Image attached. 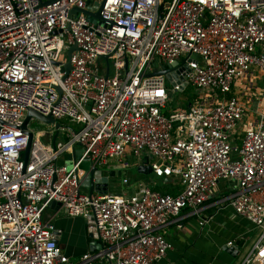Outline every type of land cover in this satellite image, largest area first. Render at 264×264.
Returning <instances> with one entry per match:
<instances>
[{"label":"built area","instance_id":"1","mask_svg":"<svg viewBox=\"0 0 264 264\" xmlns=\"http://www.w3.org/2000/svg\"><path fill=\"white\" fill-rule=\"evenodd\" d=\"M183 61L170 93L155 72ZM262 78L264 0H0V264H159L185 210L201 227L238 219L227 245L249 249L237 264H264ZM189 86L196 97L166 113ZM30 108L66 120L56 146L54 126L23 127ZM76 147L69 169L60 159ZM144 156L154 175L180 178L177 195L82 190V161L126 171ZM52 202L101 247L64 254Z\"/></svg>","mask_w":264,"mask_h":264},{"label":"crops","instance_id":"2","mask_svg":"<svg viewBox=\"0 0 264 264\" xmlns=\"http://www.w3.org/2000/svg\"><path fill=\"white\" fill-rule=\"evenodd\" d=\"M81 149V148H80ZM76 153L79 150L75 148ZM69 152L71 157H74V152ZM77 156L80 154L77 153ZM85 163V164H84ZM90 160L83 161L81 167L87 169L91 165ZM133 163V162H132ZM64 164V163H63ZM84 164V166H83ZM141 163L138 164V166ZM133 166V165H132ZM104 168L109 169L104 171V175H108L113 172L115 175L122 172L121 185L116 184L115 177L111 179L109 191L113 193H122L124 191L130 192L133 188L140 184H149L151 181L145 178H136L128 185L123 183L126 175L130 176V169L121 170L118 163L111 162L109 166ZM153 173V172H152ZM156 176V175H155ZM158 177V176H156ZM163 178V177H159ZM171 180L165 181L172 182ZM174 178V177H173ZM150 185V184H149ZM158 186L156 183L154 187ZM83 191L88 192V189L82 187ZM179 191V190H178ZM95 193H99L96 191ZM210 213L212 209L208 210ZM186 210L179 216V218L171 223L166 228V238L173 244V249L168 253L166 258L159 264H237L241 260L249 247L243 246V240L239 239L237 245L241 248L238 255H234V252L229 251L227 242L233 239L235 233L239 232L237 225L238 219L232 218L230 215H222L219 213L213 217L205 226L201 227L198 219L191 216H185ZM45 217L54 223L60 236L59 243L64 254L76 259L82 254L91 251L92 248L96 249V245L93 243L95 240L89 235L87 220L83 217H72L67 214L64 208L56 211L49 207L45 213ZM241 221V226H242ZM102 245V243H101Z\"/></svg>","mask_w":264,"mask_h":264},{"label":"water","instance_id":"3","mask_svg":"<svg viewBox=\"0 0 264 264\" xmlns=\"http://www.w3.org/2000/svg\"><path fill=\"white\" fill-rule=\"evenodd\" d=\"M98 8V4L95 3L92 7L93 10H96ZM74 12L76 11H80L78 10L77 8L73 9ZM86 13L91 15L92 17H100V9L97 10L96 13H92L91 10H86ZM77 46L74 45L72 46V48L70 49L69 53H68V57L70 58L71 56V53L74 49H76ZM195 58H198V56H195ZM187 64L185 63V61L183 62H180V63H175L173 64L171 67L167 68V69H161V70H158L157 72H155L156 74H164L167 76L168 80L170 82H173V78H174V75L171 74V71L175 68H178L180 67V71H183L187 68L186 66ZM64 69L66 71H69L71 69V63L70 62H67L64 66ZM36 118L38 120H41L42 122L46 123V124H50V125H54L55 127V134H54V137H53V146H56V142H57V139H58V136H59V129H60V126H61V122L56 120L55 118H53L52 115H43L41 112L35 110V109H32L30 108L29 109V112L27 114V117L24 121V125L23 127L24 128H27L28 126V123L30 122L31 118ZM32 137L33 135L30 134V145H31V141H32ZM30 145L29 147L27 148L26 150V153H25V161L28 160V156H29V152H30ZM75 150V149H74ZM81 160V155L80 156H77V153H76V150L74 152V157H73V162L74 164H78ZM85 161V160H84ZM150 162V157L149 156H144L141 160V164L138 166V170L140 173H143V174H150L152 173V169H151V166L149 164ZM83 161L80 163V167L82 165ZM85 164V163H84ZM83 164V166H84ZM83 169V167H81ZM84 174L82 175L81 177V184L83 187L87 188L88 189V193L89 194H93L95 193L96 191L100 192V193H107L109 191V186H110V182H111V179L114 178V177H118V176H122V172L119 171V173L117 175H115L113 172H110L108 175H104V171H108L109 169L107 168H104V167H99L97 165H95L94 163H91L90 167L87 168V169H84ZM167 180H171V178H166L165 181ZM52 209H55L56 211L60 210L62 208V204L60 202H52L51 206H50ZM95 245H96V249H99L101 247V241L100 240H95L93 242ZM229 251H233L234 252V255H238L239 253V250L235 247H232V248H228ZM95 250L94 248L91 249V251Z\"/></svg>","mask_w":264,"mask_h":264},{"label":"rangeland","instance_id":"4","mask_svg":"<svg viewBox=\"0 0 264 264\" xmlns=\"http://www.w3.org/2000/svg\"><path fill=\"white\" fill-rule=\"evenodd\" d=\"M256 86L258 87L257 92H262L264 94V78L259 79L257 81ZM173 87V84L168 80V90L171 93V88ZM196 92L197 90H195V88L193 86H189L188 89L186 90V92L178 94L177 96L174 95V98L172 99V102L169 103L168 108L164 109V111L170 112L172 109L180 107V106H187L188 103L185 100L186 97L190 98V99H194L196 97ZM66 120H60V122L65 123ZM52 126L54 125H50V124H46L44 122H42L41 120H32L31 121V127H38L40 129H46L49 130ZM60 138H62V136L60 135ZM44 142L48 143V138L44 137L43 138ZM78 154H82V151L80 149V147H78ZM131 161L133 162V166L130 169V176L126 175L128 179H132V181L136 180V178H145L149 181H151L149 184L154 187L155 183L160 187L162 185H165V179L164 178H159L156 177L153 173L150 174H143L140 173L138 170V164H139V160H136L135 157H131ZM61 163H64L69 169H71L74 166V162H73V158L71 157L70 153H66L63 156H61L60 159ZM116 181V184H120L121 185V177H115L114 178ZM172 182H168L169 183V188L172 189H180V178L179 177H172Z\"/></svg>","mask_w":264,"mask_h":264},{"label":"trees","instance_id":"5","mask_svg":"<svg viewBox=\"0 0 264 264\" xmlns=\"http://www.w3.org/2000/svg\"><path fill=\"white\" fill-rule=\"evenodd\" d=\"M169 183H165V185H162V186H156L154 187V189H157L159 191H161L162 193H170L172 195H177L178 193V190L177 189H172V188H169Z\"/></svg>","mask_w":264,"mask_h":264}]
</instances>
